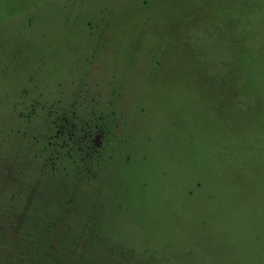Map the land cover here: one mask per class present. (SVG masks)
<instances>
[{
    "label": "rangeland",
    "instance_id": "1",
    "mask_svg": "<svg viewBox=\"0 0 264 264\" xmlns=\"http://www.w3.org/2000/svg\"><path fill=\"white\" fill-rule=\"evenodd\" d=\"M0 264H264V0H0Z\"/></svg>",
    "mask_w": 264,
    "mask_h": 264
},
{
    "label": "trees",
    "instance_id": "2",
    "mask_svg": "<svg viewBox=\"0 0 264 264\" xmlns=\"http://www.w3.org/2000/svg\"><path fill=\"white\" fill-rule=\"evenodd\" d=\"M92 128L94 129L95 127H88L83 131H80L81 136L79 139H76L73 131L68 130L66 124H64L61 126L59 131V134H61L59 135L60 137H66V140H64L62 143L49 141L48 137L50 136L46 133L40 134V136L34 138L36 149L41 150V154H39L40 158L46 163L47 167H50V169L53 170H65L66 166H64V163H73L72 165L76 166L77 163L82 162L85 158L83 153H86V155L94 153V151H92L89 146V135L90 131L93 130ZM74 142L76 143L75 146L71 147ZM46 151H49L51 156L45 157ZM92 173L93 172H91V174Z\"/></svg>",
    "mask_w": 264,
    "mask_h": 264
},
{
    "label": "flooded vegetation",
    "instance_id": "3",
    "mask_svg": "<svg viewBox=\"0 0 264 264\" xmlns=\"http://www.w3.org/2000/svg\"><path fill=\"white\" fill-rule=\"evenodd\" d=\"M100 136H101V134H100ZM96 140H98V137H96ZM98 145V144H97ZM98 147V146H97Z\"/></svg>",
    "mask_w": 264,
    "mask_h": 264
}]
</instances>
